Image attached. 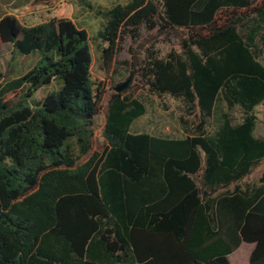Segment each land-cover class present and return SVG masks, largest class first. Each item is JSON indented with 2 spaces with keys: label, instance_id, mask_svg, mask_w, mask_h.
I'll return each instance as SVG.
<instances>
[{
  "label": "trees",
  "instance_id": "1",
  "mask_svg": "<svg viewBox=\"0 0 264 264\" xmlns=\"http://www.w3.org/2000/svg\"><path fill=\"white\" fill-rule=\"evenodd\" d=\"M257 2L130 0L98 10L107 22L93 37L66 18L0 19V43L40 56L3 86L0 70V264H231L243 242L255 244L248 264H264V175L240 184L264 160ZM144 26L188 32L180 54H152L145 76L201 123L183 139L132 133L146 106L114 93L95 150L103 84L93 80L94 46L108 69L124 37L138 39ZM53 83L59 90L30 103ZM220 103L240 107L243 121L224 113L207 133Z\"/></svg>",
  "mask_w": 264,
  "mask_h": 264
},
{
  "label": "rangeland",
  "instance_id": "2",
  "mask_svg": "<svg viewBox=\"0 0 264 264\" xmlns=\"http://www.w3.org/2000/svg\"><path fill=\"white\" fill-rule=\"evenodd\" d=\"M0 0V19L13 15L23 25L34 26L46 21L66 18L73 21L79 28L85 29L90 36H95L101 30L107 19L98 15L97 11H107L117 4H127L130 0ZM259 2V0H258ZM257 2V3H258ZM259 5V4H257ZM89 5L91 8H89ZM189 37L187 31L182 29L162 30L160 28L149 29L142 27L138 39L125 36L121 43V51L115 55L111 67L105 69L99 53L94 46V62L92 75L93 80L102 87V99L99 103L100 113L95 118V150H99L104 143L103 129L106 123V113L109 100L115 92V87L126 81L131 75L133 84L128 91L134 98L143 102L146 106V114L136 120L132 127V133H148L157 137L186 138L197 131L201 123L199 111L189 112L181 99H176L171 95H160L151 91L150 78L145 76L146 68L152 54L160 59H165L171 52L180 54L182 43ZM257 46L262 52L259 60L264 64V24L260 35L257 38ZM38 54L23 55L15 49L11 43H0V70L4 74L1 83L17 79L28 73L38 63ZM61 85L56 83L42 87L34 97L30 99L33 105L43 101L48 94L59 90ZM18 94H9L8 99L16 102ZM127 95V94H126ZM219 110H216L214 117L207 120L205 129L207 133L217 130L219 118L226 113L229 115L233 124L243 121L244 114L240 107L228 108L227 105L220 103ZM221 109V110H220ZM255 114L257 116L256 136L264 137V103L259 105ZM264 175V160L253 170L241 186L248 184H259L260 178ZM201 174L196 181L201 186ZM232 185L229 190H233ZM221 190L214 195L216 197ZM255 248L254 243L243 242L241 246L230 255L231 264H248L250 256Z\"/></svg>",
  "mask_w": 264,
  "mask_h": 264
},
{
  "label": "water",
  "instance_id": "3",
  "mask_svg": "<svg viewBox=\"0 0 264 264\" xmlns=\"http://www.w3.org/2000/svg\"><path fill=\"white\" fill-rule=\"evenodd\" d=\"M133 76L131 75L126 81L122 82L121 84L117 85L115 87V92L117 94H123L126 95L128 94L129 89L131 88L133 84Z\"/></svg>",
  "mask_w": 264,
  "mask_h": 264
},
{
  "label": "crops",
  "instance_id": "4",
  "mask_svg": "<svg viewBox=\"0 0 264 264\" xmlns=\"http://www.w3.org/2000/svg\"><path fill=\"white\" fill-rule=\"evenodd\" d=\"M177 139H179V138H177ZM183 139V138H182Z\"/></svg>",
  "mask_w": 264,
  "mask_h": 264
}]
</instances>
